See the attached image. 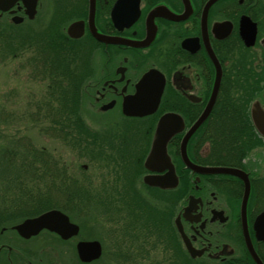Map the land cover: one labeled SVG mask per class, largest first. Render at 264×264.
Returning <instances> with one entry per match:
<instances>
[{"label": "flooded vegetation", "instance_id": "flooded-vegetation-1", "mask_svg": "<svg viewBox=\"0 0 264 264\" xmlns=\"http://www.w3.org/2000/svg\"><path fill=\"white\" fill-rule=\"evenodd\" d=\"M84 1L81 11L87 17L89 0ZM118 1L96 0L93 21L96 30L93 25L92 32L88 18H84L80 36L66 35L75 42H93V62L88 72L91 80L84 107L93 111V119L98 117L103 127H116V139L127 141V120L122 107H142L143 101H149L148 92L154 95L163 87L157 107L168 108L182 122L166 126L167 133L173 128L181 131L169 137L165 151L159 147L162 150L158 148L147 163L153 144L150 141L140 146L143 154L138 157L143 173L137 184L140 182L142 192L146 188L166 197L164 202L171 209L170 236L163 238L155 225V232L139 231L123 221L126 231L123 230L122 245L113 248L110 255L114 262L107 264H114L116 259L121 264H258L249 249L247 232L264 263V241L258 238L255 227L257 217L264 212V124L261 132L252 116L255 101L264 114V0H124L116 8ZM27 2L0 0V6L9 4L6 10L0 8V28L12 30L18 41L20 32H25L31 44L35 23L25 14V9L31 11ZM40 7L41 3L39 11ZM119 14L122 22L117 27L114 15ZM15 19L20 22L16 23ZM73 22L81 21L66 19V32ZM96 31L121 40L146 42L147 46L105 43L96 37ZM0 37H4L1 31ZM148 72H153V77L141 83ZM218 76L221 81L213 110L189 138L187 152L198 166L235 168L237 174L200 172L188 166L181 154L188 130L209 106ZM138 84L146 90L145 95L142 92L139 98H132ZM243 94L249 108L245 112L234 111L232 115L239 120L243 117L246 122L243 125L241 120H235L236 129L246 140L247 151L234 153V150L226 155L223 147L230 139L241 145L243 142L237 137L215 135L224 128L215 122L217 107H225L231 95ZM151 120L152 117L144 128L146 133L150 132ZM94 150L98 156L99 150ZM123 153L128 156L127 151ZM174 171L179 177L176 186H170L168 180L164 183L169 187L161 188L144 180L146 175L167 178ZM248 183L245 221L242 206ZM153 199L160 204L159 198ZM77 200L70 201V208L77 206ZM139 200L147 203L144 193H140ZM31 215L34 216L31 213L26 216L21 210L15 224ZM15 224L0 228V264H98L100 261L81 259L78 244L98 239L81 224L79 233L69 238L48 229L23 234Z\"/></svg>", "mask_w": 264, "mask_h": 264}, {"label": "rangeland", "instance_id": "rangeland-1", "mask_svg": "<svg viewBox=\"0 0 264 264\" xmlns=\"http://www.w3.org/2000/svg\"><path fill=\"white\" fill-rule=\"evenodd\" d=\"M70 17L66 16L64 17L65 20L59 21L65 23L66 19ZM54 19L56 18L54 17ZM63 24H59L56 28L57 24L53 23L50 26L51 31L46 27V21L40 20V22L35 23L33 40L28 46L24 45L22 41H18V37L15 38L12 30H7L6 36L0 37V158H3L0 160V209L5 212L2 220L13 213L20 215L26 203L34 202L31 198H22V195L18 194H28V188L30 190L33 188L43 189L45 192L56 189L53 194L58 193L62 198L61 195H65L62 192V189L65 188L62 184L67 186L71 180L81 182L87 186V191H89L84 196L87 197L86 200L89 201L92 210L91 214L88 215L91 220H88V217L82 220L85 223L84 228L93 236L104 241V256L98 261V264H107L114 262L110 255L113 248L116 245L118 247L122 245L123 230L126 231L123 229V221L125 224L130 222L128 224L136 226V229L150 232H155L153 227L155 225L163 238L169 237L171 233L169 221L171 209L164 202L166 201L165 196H159V194L146 188L142 192V186L138 185L140 182L137 184L143 173V169L139 166L141 160H138V157L143 154L140 148L142 145L141 141L138 142L140 144L133 142L134 135L132 132L134 130L129 123H126L128 126L127 141L112 140L116 146L115 149H111V152L105 148V150L100 149L98 156L94 148H91L93 150L89 152L87 151L90 149L87 147L82 150L75 148L56 134V130L48 127L52 125V118H48L52 107H39L37 105L42 96L51 95V85H49V92L47 86L50 80L41 81L38 78H32L30 74L31 62L35 59L34 56L37 52L43 56L50 55H47V49L51 44H56L57 33H60ZM24 33L20 32V35L24 36ZM81 47L83 51L82 56H79L83 60L81 70L82 72L87 70L88 73L92 67L93 52L88 50L84 43H81V46L77 48ZM72 49L70 47L67 50L71 51ZM68 52L64 50L60 54L64 56L68 55ZM50 53L59 56V52L54 50H51ZM81 110L83 111L82 107ZM88 112L93 113L91 110H87ZM89 134L90 139L83 141L85 145H93L95 141L93 133L89 132ZM118 134L120 135V132ZM107 141L109 140L106 139ZM104 147L106 146L104 145ZM10 150L16 151V158L8 157ZM113 150L118 151V153ZM125 151L128 152V156L123 153ZM41 152H47L51 158L52 156L55 157L57 169L59 168V171L56 169V173H60L57 179L62 183L59 182L55 187L50 182H43L47 179L37 175L36 172L33 171L32 173L31 171L30 174L26 171L24 177L27 180L31 179V175L37 180L33 179L34 182L31 181L28 186H25L24 183L16 184L15 178L17 176L21 178L24 170H27V167L23 170L17 168L20 162L25 161H21L20 158L35 157L40 159ZM48 162L54 164L51 159H48ZM28 163L27 160L26 164ZM140 193H144L147 203L140 202ZM152 197L159 198L160 204ZM57 199H59L57 196L54 197V200ZM83 201L85 200L79 198L76 203L81 205ZM139 226L141 227L138 228ZM114 264H121V262L116 259Z\"/></svg>", "mask_w": 264, "mask_h": 264}, {"label": "bare ground", "instance_id": "bare-ground-1", "mask_svg": "<svg viewBox=\"0 0 264 264\" xmlns=\"http://www.w3.org/2000/svg\"><path fill=\"white\" fill-rule=\"evenodd\" d=\"M24 1L27 2L26 0H24ZM29 1H30V3L27 2V4L30 5L31 11L29 9H25L26 16L30 17V19L33 20V23H38V22H40V20L46 21V24H47L46 27H48V30H51L50 26L53 23L57 24L56 28L59 26V24H63L64 21H59V20H65L64 17H66V16H71L69 19L76 18V19L80 20L82 22V24H83L82 19L88 18V20H89V13H88V16L86 17V14H84L83 11H81V7H83V5L86 3L84 0H80V1H78V0H29ZM34 2L36 4H34ZM89 2H90V0H89ZM39 3H41L40 11L38 10V4ZM95 4H96V0H95ZM8 7H9V4H6L5 6H0V8H2L3 10H6ZM58 8H62L61 11H59ZM18 17H22V16L18 15ZM54 17L56 19H54ZM15 22L18 23V22H20V20L15 19ZM114 22L116 23L117 27H120L119 24L122 22L120 14H119V16L114 15ZM66 25H67V23H65L64 25L61 26L62 29L60 30V33H57V38L61 39V40H65L67 43L72 42L71 46L73 49L68 52L69 53L68 58L74 59L75 54H76V50H77V54L79 56H82V53H83V51L81 50L82 47L77 48V47L81 46V43H84V46L88 50L93 52V42L92 41L75 42L72 39L69 40L70 38L67 36H71L70 31H69V28L71 25L70 24L68 25L67 32L65 31V28H64ZM94 27L96 30V26H94ZM0 31L2 32L3 36L5 37L7 30L4 28H0ZM47 32H50V31H47ZM95 35L99 40H104L105 43L121 44V45L127 44V45H131V46H135V47L147 46L146 42H133L131 40H127L124 38H122V40H121L120 38H117L114 35H109V34L107 35L104 33H100L98 31H96ZM76 37H78V36H76ZM19 41H22V43H24V45H27V46L30 44L28 38H26L25 36H21ZM148 45H149V42H148ZM149 73H151V72L144 74L143 78H147L146 75H148ZM30 74H31L32 78H38V80H41V81L44 80L43 75H41V73H39L38 71H35V70L32 71L31 70ZM87 75H88V73L85 74L84 81H82V83L80 85L81 93L83 92L86 94H88L87 93V91H88L87 87L90 84L89 81L91 80V76L90 75L87 76ZM48 80H49L48 78L45 79V81H48ZM220 81L221 80L218 76L214 87H216V86L219 87ZM142 82L143 81H141V83ZM139 84H138L137 90L134 93L135 96H133L132 98H139L140 94L142 92H144V90L142 88H140ZM213 93H214V91H213ZM244 93H246V92H244ZM246 100H247V97L245 96V94H243L241 96L231 95L230 98H228L225 101V107H217L218 114H217V117L215 118V122L217 123L218 127L222 126L224 128L217 130L216 132H218V134L215 133V135L217 137L221 136L222 138L237 137L238 139H240L243 142V145H241V142H237L233 139H230L228 141L227 145L223 147V151L226 155L232 154L234 150H235L234 153H238L239 151H242V152L247 151V147L244 148V143L246 142V140H244L245 139L244 135L236 129L238 125L235 124V121L233 120L234 115H232V112H234V111L235 112L236 111L245 112L249 108V104H248V102H246ZM210 103H211V100L209 101L208 104H210ZM212 106H213V104H212ZM148 107H152V106H148ZM167 109L168 108H157L152 113H148L145 115H136V114H127L124 110V107H122V114H123V117L127 120L126 123H129L131 128L134 130V132H132L134 135V137L132 138L133 142L138 143L139 141H141V145L144 143H149L150 141H151L150 143H152L156 138V134L158 132L161 119L164 116L170 114V112H171ZM212 110H213V107L211 108L210 112ZM164 111H167V112H164ZM171 113H173V112H171ZM82 116L84 118L85 123L89 127V129L93 132V139L95 140L93 143V148L98 149V150H100V149L102 150L104 148L108 149V150L115 149L116 146H115V144H113L112 140L116 139L114 137V135L117 132L116 131L117 128L114 126H112L111 129H107V128L103 127L99 121V118L96 117L93 119V113H90V112L87 113L86 109H83ZM150 117H152V120H151L152 126L150 129V132L146 133L144 131V128H146L148 126V121H149ZM199 118L192 124L191 128L188 130V134L191 131L192 127L197 123ZM88 120L92 121V123H90V121H88ZM85 123H84V126L86 127ZM72 125H75V124L72 123ZM179 131H181V130H175V132L173 134H176ZM193 133L191 134V136L193 135ZM106 139H108L110 142L109 141L106 142ZM138 144H140V143H138ZM104 145L106 147H104ZM237 148H240V149H237ZM8 157H11V159L16 158L17 157L16 151L10 150V152H8ZM1 159H3V158H0V160ZM182 159H183V156H182ZM30 178H31L30 180H27L26 177L23 176L22 180H23V183L25 186H28L29 183L31 181H33V179L35 180V178H33L32 175ZM161 188H165V187H161ZM80 192H82V191L80 190ZM64 193H65L64 196H66L67 193H69V190L64 189ZM57 194L58 193L53 194L52 190H50L44 194V200L41 203V205H43L42 207L44 208V210H42L41 212H36V210H38L37 208L39 207L38 203H35V202L26 203L24 209H22L24 211V215L27 216L28 213H31L34 216L31 215V217H27L25 219V221H27L28 219H31L33 217L40 216V215H42L46 212H49V211L59 210L68 216V220H69L70 224H73V225L77 224L78 227L81 224L82 227H85V223L82 220L85 219L86 217L89 218L88 215H90L91 211H92L90 206H89L90 205L89 201H87L85 199V201H83V203L81 205H78L77 207L70 208L69 199L54 200V197ZM0 208H1V206H0ZM68 210L70 212L69 214L64 212V211H68ZM3 215H5V212H2V209H0V228L5 227L4 225H13L17 222V220H16L17 216L14 213L12 215H10L8 218L2 220ZM88 220H91V219L89 218ZM2 221H4V222H2ZM25 221L15 224L14 227L16 229H18V231L20 232L21 230L19 228L22 229L25 226V225H23L25 223ZM30 225L27 224V226H30ZM66 226L69 227V229H70V225H66ZM6 227H8V226H6ZM139 231H142V229ZM53 232H55V231H53ZM71 232L73 233V235H76V233H74L73 230ZM23 233L24 234H29V233L32 234L27 227L24 228ZM56 233L59 234L61 237H63L59 232L56 231ZM78 233H79V231H78ZM119 247H121V246H119ZM101 259H102V257H100V260Z\"/></svg>", "mask_w": 264, "mask_h": 264}, {"label": "trees", "instance_id": "trees-1", "mask_svg": "<svg viewBox=\"0 0 264 264\" xmlns=\"http://www.w3.org/2000/svg\"><path fill=\"white\" fill-rule=\"evenodd\" d=\"M58 41V42H57ZM56 44H51V46L47 49L49 56H43L39 55L38 52L36 53L35 59L31 62V70L38 71L43 75L44 79H49L50 83H47V86L49 88V85H51L52 92L51 95H45L41 97L40 102L37 106L41 107H52L51 111H49L48 118H52V125L48 126L49 128H53L56 130V134L60 135L63 140H66L69 142V144L73 147H77L79 149H85L87 147L89 151H92L93 145H85L84 142L88 141L90 139L89 132H92L87 124L84 121V118L82 116L83 111L81 110V107H84V96L85 93H81L80 85L82 81H84V76L87 73V70L85 72H82L81 70V63L83 60L79 58V55L75 54L74 59H69L68 55L62 56L60 53L64 50L68 52V48L72 47V42H66L65 40L57 39ZM70 45L69 47H66ZM15 47V46H11ZM17 48V47H15ZM18 50V49H17ZM16 50V51H17ZM51 50H54L55 52H59V56L53 55V53H50ZM85 60V59H84ZM88 61V60H85ZM89 72V71H88ZM53 79V80H52ZM50 88L48 89L49 92ZM83 109V108H82ZM233 120H238L242 122L243 125L246 124L243 117L239 120V118H234ZM74 123L75 125H72ZM84 123L86 124V127L84 126ZM47 127V129H48ZM93 133V132H92ZM80 141V142H77ZM84 141V142H83ZM41 156H39L40 159H37L35 157H30L28 159H25V157H21L20 160L24 162L19 163L18 169L23 170L25 167H27V170H24V174L33 173L36 172L37 175L43 176L47 181L43 182H50V184L56 185L62 181H58L57 176H60V173H56L57 169V161L55 157L52 158L47 155V152H41ZM48 159H51L54 164L49 163ZM29 161L28 164H26V161ZM45 160V161H44ZM27 171V172H26ZM59 171V168L57 169ZM23 176L19 178L17 176L14 180V182H17L16 184H22L23 183ZM18 179V180H17ZM37 180V179H35ZM34 182V180H33ZM65 188L68 189L69 193H67L66 196L61 195L62 198L69 199V201H72V199H79L82 198V200L87 199L86 196L89 193L87 191L84 184L81 182H77L76 180H71L67 186L65 184H62ZM64 189L63 192H64ZM29 190V193L22 195V198H31L35 203H38L39 207L37 208L36 212H41L44 210L41 205L42 201L44 200V194L50 190H47L46 192L43 189H36L33 188V190ZM52 191H56V189H51ZM72 190V191H70ZM84 191V192H80ZM58 191V190H57ZM45 192V193H42ZM60 200L59 194L56 195ZM55 196V197H56ZM61 198V199H62ZM77 204V203H76ZM78 205V204H77ZM1 206V205H0ZM77 207V206H76Z\"/></svg>", "mask_w": 264, "mask_h": 264}, {"label": "water", "instance_id": "water-1", "mask_svg": "<svg viewBox=\"0 0 264 264\" xmlns=\"http://www.w3.org/2000/svg\"><path fill=\"white\" fill-rule=\"evenodd\" d=\"M123 1L124 0H119L116 8L118 6H121ZM34 4H36V3L34 2ZM95 6H96L95 0H90V2H89V24H90V29L92 32H93V25L95 26V24H93L94 16H95ZM116 8H115V10H116ZM83 28H84V22H83V24H82V22L72 23L70 28H69L70 35L73 37L80 36L83 32L82 31ZM75 31H77V33H74ZM152 74H153V72L146 75L147 78H143L142 81L143 82L148 81L150 78L153 77L154 74L153 75ZM162 88L163 87H159L154 95H153V93L148 92L146 97L149 98V101H143L144 103H143L142 107H124L125 112L127 114H136V115H145V114L154 112L158 108L157 102L161 96ZM217 88H218V86H216L214 89V93H213L212 98H211V103L209 104L208 107H206L203 114L201 115V117L199 118L197 123L192 127L189 134L187 133V135L185 136V138L182 142V146H181V154L183 156V160L186 162V164L188 166H191L200 172H203V173L223 172V173L237 174V170L235 168L198 166L197 164H195L194 162H192L190 160L188 153H187V144H188L189 137L208 117L210 110L212 108V104L214 103V100L216 97ZM145 92H146V90H145ZM145 92H143L144 95H145ZM133 101L134 100H131V103H134ZM131 103H129V104H131ZM139 103H141V102H139ZM148 106H152V107H148ZM252 116H253V119H254L256 125L260 129V131L263 132L262 126L264 124V114L262 112V108H261L258 101H256L253 104ZM180 121H181L180 117H178V115H176L175 113H170L161 119L159 129H158V132L156 134V138H155L154 143H153V148L151 150V155L148 158V161L151 158V156L157 152V149L159 147H162L163 150L165 151L167 140L169 139V137L172 136V134L175 132V130H178V129L173 128L172 130H170L167 133L166 126L169 125L171 127L172 123L177 125V123H180ZM166 133H167V135H166ZM163 137H165V138L162 139ZM162 148L161 149L159 148V150H162ZM171 175H172L173 179H172V182H170V186H176L178 184V177H177L175 171ZM145 181L147 183H149L150 185L169 187V185H165V183H164L165 180L162 177L155 178L153 176H147L145 178ZM167 181H168V179H167ZM248 189H249V183L247 185L246 198H245V201L243 202V208H242V212H243V216H244L245 221H246V207H247L246 204H247V198H248V192H249ZM27 224L28 225L31 224V225L27 226ZM23 225H25V226L22 229L19 228L21 230V232H23L24 228H26V227L29 229V231L31 233H34V234L38 233L39 231H41L44 228H47L49 230L59 232L64 238H68L71 235H73V233L71 232L72 230L76 234L79 231L78 225L77 224L76 225L70 224L69 220H68V216L59 210L49 211V212H46L40 216H36V217L31 218V219H28L27 221H25V223ZM66 225H70L71 230ZM257 226H258V228L260 227V230L264 231V214L259 216L258 221H257ZM260 230H258V235L264 239V233H263V235H261ZM181 231H182V229H181ZM246 237H247L249 249H250L251 253L253 254L255 260L257 261L258 264H263V262L261 261V259L257 255V253H256V251H255V249L251 243L250 238H248V232H247ZM78 249H79V253H80L82 260L87 261V262L99 258L102 254L101 243L97 240L80 242L78 244Z\"/></svg>", "mask_w": 264, "mask_h": 264}]
</instances>
